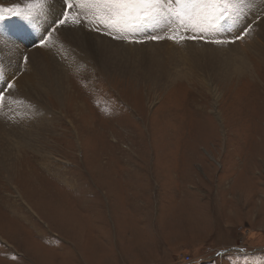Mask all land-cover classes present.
<instances>
[{
	"label": "rangeland",
	"instance_id": "rangeland-1",
	"mask_svg": "<svg viewBox=\"0 0 264 264\" xmlns=\"http://www.w3.org/2000/svg\"><path fill=\"white\" fill-rule=\"evenodd\" d=\"M0 7L8 12L0 37L17 36L20 9L7 0ZM258 21L244 30L260 32L254 43L263 49ZM93 25L121 44L106 43L127 64L84 58L68 68L63 96H44L53 120L39 129L38 147H22L13 171L0 170V264H264V55L250 42L234 45L248 34L234 39L230 23L197 34L214 48H169L174 67L220 56L228 67L246 50L241 71L233 65L211 84L166 79L149 69L150 54L165 50L148 44L159 41L147 38L156 28L125 39ZM72 26L55 23L43 34ZM75 47L80 58L85 48Z\"/></svg>",
	"mask_w": 264,
	"mask_h": 264
},
{
	"label": "bare ground",
	"instance_id": "bare-ground-1",
	"mask_svg": "<svg viewBox=\"0 0 264 264\" xmlns=\"http://www.w3.org/2000/svg\"><path fill=\"white\" fill-rule=\"evenodd\" d=\"M3 1L0 0V2ZM7 1L11 2L12 7L20 9L18 13H26L28 8L33 13V18L39 16V19L31 20L32 18H28L29 16L17 14L16 20L12 21L17 24V28L20 30L19 32L16 30L18 35L15 37H0V86L3 87L2 80L4 83H8L13 79L14 82L13 91L10 92L9 90V93L5 95L8 106L0 110V170L11 173L13 167H15L16 158H13L17 156L22 159L21 148L26 146L38 147L36 142H38L39 129H45L43 127H48L52 122V113L45 105L44 96L48 94L55 96L62 94L63 96L65 94L63 87L67 86L66 72L71 64L72 66L82 64L84 58L89 59L94 56L95 61L103 64L102 67L106 65L112 67L126 65L127 58L117 56L115 54L116 50L108 45L121 44L106 36L95 35L93 31L89 30V23L79 24L74 28L69 27V30H67L68 27L66 30L56 28V31H51V35L45 40L44 45H41L40 40L46 36V32L43 34V31L45 28L48 29L54 25L63 11L64 4L62 0H45L43 9L39 7L36 0ZM3 13L6 15L8 12L0 7V15ZM254 17L259 18L258 25L260 29H263L264 0H245L240 14L229 21L233 23L232 33L237 36L244 30L247 21ZM4 26H6L5 20L0 17V29H3ZM182 27L184 28V34L182 35L184 39L182 40L179 39L181 35L178 38L169 39L167 37L169 33H164L162 28L155 29L163 38L159 39L158 42L154 41V43L150 42L148 44L151 46L164 44L165 46L162 48L165 50H163L164 53L161 50V53L156 51L150 54V71L153 73L160 72L166 79L172 78V80L188 75H196L201 81L211 84V81L216 77L224 76L226 69L229 73L235 70L231 66L235 65V68L241 71L242 67L248 62L244 55L246 50H242V53L238 51L237 56L231 55L229 57L228 67L224 66L227 61L222 56L209 62L184 61L183 63H176V67H174V57L177 54H174V51L169 48L171 45L190 46L193 44V46L200 48L215 47L195 41L198 40L197 34L201 32L196 21H186ZM92 28H95V26L93 25ZM146 28L153 32L152 27L148 25L136 26L129 31L143 32ZM223 30L224 27L219 32ZM38 31H41V33H38ZM247 34L243 41L234 45L242 47L244 42H250L248 46L253 48L251 50L258 55H264V48L262 49L260 45L254 43L255 35L261 33H256L253 28ZM8 35L11 34L8 32ZM35 36L39 37L37 44L32 48H28L26 46L29 43L27 38H34ZM76 44H81L85 48L84 54L80 58L75 47ZM126 45L132 46L134 44ZM24 56L27 57V61L24 60ZM121 60L125 61L126 64L121 63L123 62ZM27 95L29 97L30 95H36L37 102L29 100ZM9 97H11L10 101H8ZM23 116L25 119H22ZM20 171L22 170L20 169Z\"/></svg>",
	"mask_w": 264,
	"mask_h": 264
},
{
	"label": "snow or ice",
	"instance_id": "snow-or-ice-1",
	"mask_svg": "<svg viewBox=\"0 0 264 264\" xmlns=\"http://www.w3.org/2000/svg\"><path fill=\"white\" fill-rule=\"evenodd\" d=\"M41 9L45 0H36ZM245 0H63L64 8L61 18L55 23L57 26L71 23L79 25L81 15L84 22L98 24L108 29V34L119 33L115 38H127L124 33L140 25L162 28L164 33H171L185 24L186 21H196L201 33L218 32L228 25L234 17L243 10ZM12 12V9L8 10ZM30 15L31 13H18ZM99 30V29H97ZM51 31H56L53 27ZM249 29L234 39H242ZM51 35V32L48 34ZM148 39H162V35H152ZM169 39L174 37L168 35ZM195 38V37H192ZM47 37L40 40L44 45ZM184 39L183 36L179 38ZM179 42V40H177ZM217 44L225 43L224 40L212 41ZM27 61V57H24ZM14 88V82L9 81L5 89H0V110L8 106L4 91ZM11 97L8 98V101Z\"/></svg>",
	"mask_w": 264,
	"mask_h": 264
}]
</instances>
